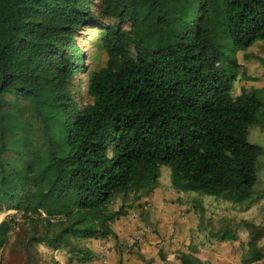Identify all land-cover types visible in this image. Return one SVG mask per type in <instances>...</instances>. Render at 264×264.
Wrapping results in <instances>:
<instances>
[{
    "label": "trees",
    "instance_id": "1",
    "mask_svg": "<svg viewBox=\"0 0 264 264\" xmlns=\"http://www.w3.org/2000/svg\"><path fill=\"white\" fill-rule=\"evenodd\" d=\"M92 3L0 0V213L19 215L0 222V253L24 222L25 248L43 242L89 263L81 244L117 240L113 223L155 191L164 165L180 192L256 193L264 148L249 135L264 131V87L234 88L257 78L238 53L264 40V0H101L98 15ZM91 24L87 53L79 36ZM88 55L101 65L84 101L73 80ZM29 108L42 122L34 134ZM256 239L249 262L262 258Z\"/></svg>",
    "mask_w": 264,
    "mask_h": 264
},
{
    "label": "rangeland",
    "instance_id": "2",
    "mask_svg": "<svg viewBox=\"0 0 264 264\" xmlns=\"http://www.w3.org/2000/svg\"><path fill=\"white\" fill-rule=\"evenodd\" d=\"M101 0H93L92 9L99 14ZM113 22L115 20H107ZM126 28H129V23H123ZM79 39L87 50L91 53L95 36L99 33V27L94 24L87 26L80 31ZM241 68L247 71V76L257 77L256 80H249L244 75L239 76L235 82L234 95H237L242 88L252 91L258 87H264V67L259 62L260 58L264 59V40L256 42L246 52L238 53ZM106 59L105 54L100 55L101 63ZM87 66L83 72L79 73L73 80L74 88L81 87L83 100L89 101L90 97L87 95V81L90 71L95 70L97 65L92 63L90 55L86 60ZM76 95L78 93L76 92ZM79 98V96H77ZM264 99V95L262 96ZM27 100H23V104H28ZM24 119L28 122V127L32 133L39 131L41 126V118L38 114L29 108L24 114ZM252 142L264 148V131L258 126L255 127L249 135ZM258 187L256 193L252 195L253 199H248L244 202H235L229 198L207 196L197 192H180L175 189L171 181V169L169 166H162L160 169L158 186L156 193L162 199H165L171 205H183L184 216L188 212L194 210L193 217L186 219L184 226L190 232L199 228V236L196 239L197 243H201L203 248L207 250L213 257L217 259V264H252L249 262L254 255L252 254V246L249 242L256 237V246L261 253V259L255 261V264H264V159L263 163L258 166ZM123 198H119L113 204L114 209H118ZM166 202V203H167ZM18 212L15 210L3 211L0 213V222L16 216L19 218ZM20 221V220H18ZM158 230V229H157ZM159 231V230H158ZM31 230L27 223L20 222L16 225L10 234L9 242L0 253V264H86L80 263L76 260H71L70 254L63 249H55L47 244L40 242H30L29 247L23 246L25 238L29 239ZM134 242L130 243L126 240L125 244L117 246L116 264H141L142 261L147 264H158L157 254L154 250L149 252L141 251V239L138 236H132ZM100 239H88L81 245L93 249L108 248L103 247ZM150 245L153 246L151 243ZM137 246V248H136ZM114 246L111 244L109 250H113ZM141 251V252H140ZM155 255L151 257L153 252ZM94 253V250H93ZM96 253V251H95ZM143 256H146V260ZM102 264H110L111 259L106 255L99 254L97 259ZM113 261V260H112ZM150 261V262H149ZM89 264V263H87ZM206 264L208 262L206 261ZM211 264V263H210Z\"/></svg>",
    "mask_w": 264,
    "mask_h": 264
},
{
    "label": "crops",
    "instance_id": "3",
    "mask_svg": "<svg viewBox=\"0 0 264 264\" xmlns=\"http://www.w3.org/2000/svg\"><path fill=\"white\" fill-rule=\"evenodd\" d=\"M156 189L152 194L132 203L127 214L113 223L114 230L118 234L117 240H98L102 245L105 243L103 247L108 248L106 251L90 247L94 253L89 264H102L97 260L101 252L111 259L110 264H116L114 260L117 257V246L125 244L126 240L130 243L134 242L132 236H138L141 239L139 244L141 251L156 252L155 258L158 259V264H187L184 256L197 257L204 264L206 261L208 264H217V259L207 252L200 242L197 243L199 228L194 234V231L191 233L184 226L185 220L193 217L194 210L184 216L185 206L171 205V202L168 203L158 196ZM147 204L148 208L145 207ZM151 243L153 246L150 245ZM111 244L114 246L112 251L109 250ZM154 251L151 257L155 255ZM143 257L146 260V256ZM141 264L147 263L142 261Z\"/></svg>",
    "mask_w": 264,
    "mask_h": 264
},
{
    "label": "built area",
    "instance_id": "4",
    "mask_svg": "<svg viewBox=\"0 0 264 264\" xmlns=\"http://www.w3.org/2000/svg\"><path fill=\"white\" fill-rule=\"evenodd\" d=\"M145 207H146V208H148V207H149V205L147 204V205H145Z\"/></svg>",
    "mask_w": 264,
    "mask_h": 264
}]
</instances>
